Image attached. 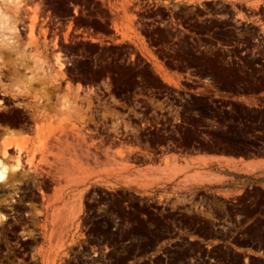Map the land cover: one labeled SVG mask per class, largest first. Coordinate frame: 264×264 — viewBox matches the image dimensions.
I'll use <instances>...</instances> for the list:
<instances>
[{"label": "rangeland", "instance_id": "obj_1", "mask_svg": "<svg viewBox=\"0 0 264 264\" xmlns=\"http://www.w3.org/2000/svg\"><path fill=\"white\" fill-rule=\"evenodd\" d=\"M8 12L25 62L0 64V160L21 162L0 183V264H40L55 216L72 242L60 264H264V192L113 181L168 151L264 156V2L21 0ZM79 176L92 181L73 225L77 200L54 204Z\"/></svg>", "mask_w": 264, "mask_h": 264}, {"label": "crops", "instance_id": "obj_2", "mask_svg": "<svg viewBox=\"0 0 264 264\" xmlns=\"http://www.w3.org/2000/svg\"><path fill=\"white\" fill-rule=\"evenodd\" d=\"M231 1L245 2L251 5L264 2V0ZM112 29L114 30L113 27ZM79 34L87 36V40L91 42L97 43L98 41H92L89 33L79 32ZM117 37L118 41L129 42L123 39L122 34H118ZM108 39L109 37H104V40ZM140 54L147 62H150L142 53ZM23 62H25V56H22V52L18 53L4 47L0 48V64L9 66ZM121 170L126 173L113 180L116 185H125L128 181H135L134 186L141 187V189H147L151 185H165L170 189H174L175 192L195 190L226 200L239 197L251 189H258L264 192V156L262 155L245 156L224 151H204L199 149L168 151L159 155L158 159L153 163H130L128 167H121ZM100 176L109 175L106 173ZM146 176L150 177L147 178ZM155 178L156 180H154ZM149 179L152 180L150 181ZM75 181L77 182L75 183ZM91 181L92 179L88 180V182ZM86 182L87 178L79 177L78 179L70 180L66 184H61V188L55 196L57 203L55 202L54 207H60L62 203L58 201L60 199L66 201L67 199L77 200L81 198L79 194L82 192L83 183ZM186 196L188 197L189 195ZM68 211L73 216L71 223L74 225L83 213V208L77 200L76 204L70 207ZM48 213L49 215L51 214L50 211ZM49 219L47 232L38 245L39 254L37 259L40 264H60L63 255L69 250L72 242L70 236L66 238L65 230L60 227L59 218L55 216L53 220H51V217ZM202 245L204 248H210L215 243L208 244L204 242ZM236 251L240 252L239 250ZM261 259L264 261V257H261Z\"/></svg>", "mask_w": 264, "mask_h": 264}, {"label": "bare ground", "instance_id": "obj_3", "mask_svg": "<svg viewBox=\"0 0 264 264\" xmlns=\"http://www.w3.org/2000/svg\"><path fill=\"white\" fill-rule=\"evenodd\" d=\"M3 3H7V4H9V5H11V6H17V4H18V2L19 1H21V0H1ZM229 1H231V0H229ZM2 7V6H1ZM0 7V12H2L3 11V8H1ZM18 9H19V6H18ZM33 26V25H32ZM32 26L30 25V27L32 28ZM30 28V29H31ZM55 60H56V64H57V66H58V70L60 71L59 72V74L58 75H56L55 77H54V79H53V82H56L57 81V79L58 78H63L64 77V74L61 72V70H62V68L64 67V64L60 61V54H57L56 56H55ZM156 71H157V73L159 74V76H161L163 79H165V80H167V81H169V82H171L170 81V79L168 78V76H167V74L164 72V69L161 67V66H157V68H156ZM32 80V79H31ZM52 81V80H51ZM30 82V81H29ZM29 82H28V84H29ZM68 86V85H67ZM26 87V86H25ZM31 88V87H30ZM26 89V88H25ZM20 91H21V89H20ZM23 91H25V90H23ZM22 91V92H23ZM29 92H31V90L30 91H28V90H26V92L25 93H29ZM21 94V93H20ZM19 94V95H20ZM21 95H23V93L21 94ZM38 115V114H37ZM40 117H41V112H40ZM38 115V116H39ZM42 118V117H41ZM9 142H10V140H9ZM7 143L6 144V147H10V143ZM4 144V143H3ZM2 144V145H3ZM19 150V149H18ZM20 151H21V149H20ZM5 153H6V151H5ZM5 153H4V155H5ZM1 155V154H0ZM16 162V161H15ZM17 164H14V166L13 167H8L7 165H5L4 163H2V161L0 160V183H2V182H4L5 181V179L8 177V174H13L14 172H16V170H18L19 169V166H20V163H19V160L17 159V162H16ZM76 171V170H75ZM150 172V171H149ZM72 173V172H71ZM136 173V172H135ZM146 173H147V170H146ZM132 174H134V173H132ZM76 175V173H74V176ZM80 175V174H79ZM153 175V174H152ZM172 175V174H171ZM10 176V175H9ZM73 176V175H72ZM78 176V175H77ZM133 176V175H132ZM135 176H137V175H135ZM142 176V175H141ZM140 176V177H141ZM200 176H202V175H200ZM80 177V176H79ZM143 177V176H142ZM147 177V176H146ZM148 177H150V176H148ZM147 177V178H148ZM82 178V177H81ZM91 178V177H90ZM145 178V177H144ZM146 178V179H147ZM78 179V178H77ZM123 179V178H122ZM204 179V178H203ZM87 180H89V179H87ZM138 180V179H137ZM150 180V179H149ZM152 180V179H151ZM150 180V181H151ZM154 180H156V178L154 179ZM144 181V180H143ZM204 181V180H203ZM74 182V181H73ZM77 181H75V183H76ZM155 182V181H154ZM135 181H128V182H126V185H135ZM144 183V182H143ZM3 184V183H2ZM212 184V183H211ZM141 188V187H140ZM151 188H152V185H151ZM142 190V189H141ZM145 191H146V189H145ZM43 194V193H42Z\"/></svg>", "mask_w": 264, "mask_h": 264}, {"label": "clouds", "instance_id": "obj_4", "mask_svg": "<svg viewBox=\"0 0 264 264\" xmlns=\"http://www.w3.org/2000/svg\"><path fill=\"white\" fill-rule=\"evenodd\" d=\"M11 5L5 3L3 11L0 12V34L6 33V35H0V39L3 41V47L12 50L17 44L15 32V26L12 22V17L8 12Z\"/></svg>", "mask_w": 264, "mask_h": 264}, {"label": "flooded vegetation", "instance_id": "obj_5", "mask_svg": "<svg viewBox=\"0 0 264 264\" xmlns=\"http://www.w3.org/2000/svg\"><path fill=\"white\" fill-rule=\"evenodd\" d=\"M72 13H73V11H72ZM90 43H93L94 44V42H91V41H89ZM24 125L26 126V127H28V126H31L30 124H28V123H24Z\"/></svg>", "mask_w": 264, "mask_h": 264}, {"label": "trees", "instance_id": "obj_6", "mask_svg": "<svg viewBox=\"0 0 264 264\" xmlns=\"http://www.w3.org/2000/svg\"><path fill=\"white\" fill-rule=\"evenodd\" d=\"M258 217H260L261 219H264V217H262V215H257Z\"/></svg>", "mask_w": 264, "mask_h": 264}]
</instances>
